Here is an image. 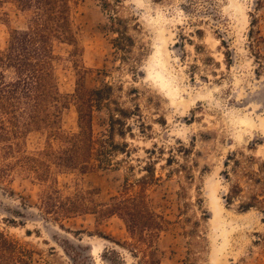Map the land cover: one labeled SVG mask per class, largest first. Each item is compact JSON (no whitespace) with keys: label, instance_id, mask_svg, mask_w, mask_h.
Masks as SVG:
<instances>
[{"label":"rangeland","instance_id":"obj_1","mask_svg":"<svg viewBox=\"0 0 264 264\" xmlns=\"http://www.w3.org/2000/svg\"><path fill=\"white\" fill-rule=\"evenodd\" d=\"M104 1L76 0L79 51L56 47L57 87L67 97L60 126L77 128L78 84L111 85L118 104L139 114L128 120L132 135H115L130 153H116L109 168L56 172L57 187L90 190L102 204L126 180L146 177L149 205L167 221L155 243L159 264H264V2L107 0L109 11ZM2 11L0 50L25 22L9 1ZM112 14L133 40L125 59L114 45ZM107 126V109H94V135ZM43 140L31 133L27 149ZM41 189L19 174L0 182V229L34 251L31 264H74L73 257L79 264L87 253L89 264L139 263L117 216L76 215L60 227L36 207Z\"/></svg>","mask_w":264,"mask_h":264},{"label":"trees","instance_id":"obj_2","mask_svg":"<svg viewBox=\"0 0 264 264\" xmlns=\"http://www.w3.org/2000/svg\"><path fill=\"white\" fill-rule=\"evenodd\" d=\"M5 1L24 15L25 22L23 27L9 30L6 45L0 50V182L6 183L9 177L19 174L42 186L36 207L60 227L63 220L76 215L94 214L97 221L117 216L127 234L124 244L132 248L138 264H159L155 243L167 221L149 205L144 191L146 177L126 180L121 192L102 204L94 201L90 190L63 194L56 185V172L105 169L113 165L116 153L129 155L127 142H116L115 135H132L128 120L137 114L133 112L137 108L118 104L111 96V85L88 89L78 84L72 95L77 128H61L67 97L57 87L56 47L70 45L72 55L79 51L72 21L76 0H0V20L6 16L2 11ZM103 6L113 10L107 0ZM109 18L110 30L116 34L115 48L122 51L121 58L125 59L133 41L128 25L116 14ZM102 107L108 111V126L104 133L95 136L92 114ZM147 128L141 122L139 132L144 133ZM31 133L42 135L44 140L40 147L28 150L26 141ZM135 185L139 186L138 191L133 190ZM229 199L230 196L225 197L226 201ZM7 222L15 225L13 219ZM25 233L30 235L27 229ZM33 253L17 237L0 229V264H31ZM72 260L77 264L74 257ZM90 260L87 253L79 264H89Z\"/></svg>","mask_w":264,"mask_h":264}]
</instances>
